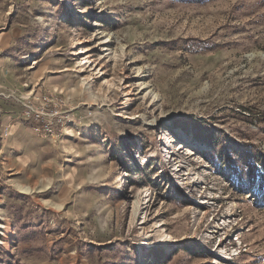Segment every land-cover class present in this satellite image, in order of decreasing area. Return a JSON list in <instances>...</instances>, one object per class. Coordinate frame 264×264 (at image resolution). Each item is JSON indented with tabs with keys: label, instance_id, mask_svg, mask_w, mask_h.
<instances>
[{
	"label": "rangeland",
	"instance_id": "obj_1",
	"mask_svg": "<svg viewBox=\"0 0 264 264\" xmlns=\"http://www.w3.org/2000/svg\"><path fill=\"white\" fill-rule=\"evenodd\" d=\"M0 264H264V0H0Z\"/></svg>",
	"mask_w": 264,
	"mask_h": 264
},
{
	"label": "bare ground",
	"instance_id": "obj_2",
	"mask_svg": "<svg viewBox=\"0 0 264 264\" xmlns=\"http://www.w3.org/2000/svg\"><path fill=\"white\" fill-rule=\"evenodd\" d=\"M7 224H9V223H7ZM13 234H11V232H9L8 233V236H7V240L6 241H10L11 240V236H12Z\"/></svg>",
	"mask_w": 264,
	"mask_h": 264
}]
</instances>
